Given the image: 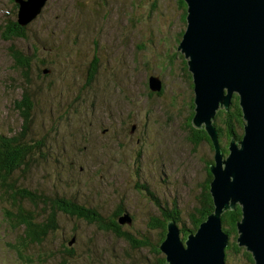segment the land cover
I'll list each match as a JSON object with an SVG mask.
<instances>
[{
  "label": "rangeland",
  "instance_id": "rangeland-1",
  "mask_svg": "<svg viewBox=\"0 0 264 264\" xmlns=\"http://www.w3.org/2000/svg\"><path fill=\"white\" fill-rule=\"evenodd\" d=\"M14 4L13 0H0V30L5 29L7 19L15 17ZM176 7L179 8L177 0L45 1L31 23L27 38L35 42L39 41L36 37L39 35L50 44L47 51L59 59L48 71V77L44 73L45 81L56 79L50 91L61 92L63 87L73 89L69 90L70 100L59 111L55 110L53 95H46L50 105L36 103L32 109L34 121L28 125L26 140L50 143L51 155L48 157L44 150L47 154L44 159L36 153L32 158L35 162L26 172L16 173V181L21 187L37 192L41 199L46 198L48 204L38 201L37 206L30 203L24 206L33 212L48 211L53 197L73 196L75 200L78 198V203L96 208L107 218L121 208L118 204L122 202L132 217L130 225H124V231L134 238L147 236L151 244L158 239L159 229L149 230L148 225L155 221L153 218L165 213L159 209H166L176 202L180 210L179 227H191L189 215L196 205L193 195L201 190L196 180L205 176L201 158H211V153L203 142L193 148L184 123L190 87L181 66L184 56L177 49L179 31L183 27L186 30V25L180 21L183 12ZM94 32L95 40L99 41L98 51L91 52L87 60V52L91 50L87 47ZM10 42L20 48L25 38L23 41L13 38L6 41L0 37V132L6 135L16 133L22 122L21 115L11 107V101L23 92L19 85L23 81L11 67ZM95 55L97 61L93 60ZM168 57L175 59L174 63L168 62L170 66L166 61ZM99 66L102 67L99 76L91 82V87L86 88L81 97L74 98L85 74L94 73ZM149 75L161 79L163 95L157 96L146 89ZM62 97L59 95V100ZM220 108L223 105L220 107L219 103L217 109ZM57 113L60 121H55ZM123 119L128 122V127L126 132L120 131L117 139L111 141L100 131ZM130 123L135 125L133 132ZM72 133L77 138L74 144ZM169 144L177 153L178 158L173 162L178 161V168L165 174L158 168L153 174L140 172L138 175L146 188L135 189L134 182L138 178L134 175L132 160L139 155L140 149H146L140 151L144 160L160 159L161 156L172 160L171 152L166 155L165 147ZM83 145L86 149L81 153L85 158L79 156ZM122 145H125L123 151L120 150ZM53 153H58L60 158L57 160ZM109 171L121 173L110 177ZM154 199L160 202L159 209ZM1 206L0 264H25L12 247L20 230L12 229L6 222ZM57 222L59 227L54 233L42 244H34L28 249L27 254L35 259L32 264H41L35 253H40L43 264H61L63 261L66 264L157 263L156 256L148 248H131L126 240L97 229L94 223L62 212H57ZM231 240L234 238L229 236L228 241ZM69 241L71 245H68ZM66 247L71 252H65ZM61 251L65 257L61 256ZM55 254L57 258L53 260ZM227 263L247 264L245 259L237 258L231 252Z\"/></svg>",
  "mask_w": 264,
  "mask_h": 264
},
{
  "label": "water",
  "instance_id": "water-1",
  "mask_svg": "<svg viewBox=\"0 0 264 264\" xmlns=\"http://www.w3.org/2000/svg\"><path fill=\"white\" fill-rule=\"evenodd\" d=\"M14 1L19 5L18 22L24 24L46 0ZM186 2L188 24L179 49L195 84L193 123L201 126L204 121L215 147L210 167L215 209L195 232H187L185 245L178 223L170 219L159 248L169 264H226L229 235L221 228V214L240 203L237 241L252 252L256 264H264V0ZM150 81L160 90L157 77ZM234 92L240 96L245 134L243 139L231 136L224 157L213 120L218 104L228 109ZM118 221L130 223L131 218L125 213Z\"/></svg>",
  "mask_w": 264,
  "mask_h": 264
},
{
  "label": "trees",
  "instance_id": "trees-1",
  "mask_svg": "<svg viewBox=\"0 0 264 264\" xmlns=\"http://www.w3.org/2000/svg\"><path fill=\"white\" fill-rule=\"evenodd\" d=\"M14 1V0H13ZM103 1V0H102ZM15 8V17L13 19L6 20L5 29L0 30V37L4 40L15 39L25 42L21 45L14 46L10 42L8 49V56L11 61V67L14 72L22 78V83H19L21 91H23L18 98L12 100V107L17 115H21L22 122L20 123V128L16 133L4 134L0 132V204L1 209L5 210V220L8 222L12 229L20 230V234L16 240V243L12 247L17 252L21 262L25 264H32L35 262L31 256L27 254L28 249L34 244H42V242L48 237L49 234L54 233L59 227L57 222V212H62L71 216H75L78 220L82 219L88 223L96 224L97 229L104 230L106 232H111L118 238L126 240L127 244L131 248L141 249L143 247L148 248V251L156 256V264H169L166 260V256L160 250L159 246L161 241L165 237L166 233V224L171 219H174L177 223L179 222L180 210L174 208H166L165 213H163V218H153L155 221L150 222L148 229L151 230L158 228V239L155 242L151 243L148 240L147 236H142V238L132 237L130 233L124 231L122 228L125 224L130 225V223L121 224L118 219L123 216L126 212L118 208L114 211L112 215L107 218H104L100 212L93 207H87L81 203H78L70 196L69 198L65 197H56L50 200L51 207L48 211L45 209L33 212L30 208L24 206L25 203H30L31 205L37 206L38 201L42 202L44 205L48 204V201L41 199L40 195L35 191L27 190L24 187H21L16 178L19 171L26 172L33 162L32 158L38 153L44 159L47 158V154L44 150L50 149V143L48 145L43 140H26L28 135V125L34 121L32 116V109L35 104L40 105H50L46 100V95H53L55 100V110L59 111V108L64 106L67 101H69V90H72V87H63L61 92L53 93L51 85L55 83L56 79L52 78L51 80L45 81V76H49V70H52L53 64L58 63L59 59L56 55H51L47 49L50 47V44L39 35H36L39 41L33 42L32 38L29 41L27 36H29V30L32 21L37 18L38 13L28 22L21 24L18 22V3L14 1ZM178 7L177 10H181L183 14L180 15L181 23L187 26L188 24V3L186 0H177ZM154 6V4H153ZM137 17V21H138ZM186 22V24H185ZM185 26V27H186ZM184 28V27H183ZM179 31L178 38L179 44L183 38L185 29ZM96 32L92 33V42L87 49H91L87 52V60L91 52L98 51L97 44L99 41L95 40ZM165 42H167L164 39ZM19 44V43H18ZM178 44V45H179ZM142 45V44H141ZM179 49V46H178ZM182 53L183 62L181 66L185 73V78L190 87L189 92V107L187 111V116H185V127L188 129L189 140L191 142L199 144L203 142L211 153L210 161L206 164L204 172H206L205 183L201 186V193L198 197V205L194 209V212L190 216L191 227L182 226L181 230L183 232V243L185 245L186 231L195 232L199 224L207 218L215 209V203L213 195L211 192L210 182L214 178V174L210 169L211 165H214L215 159V147L212 141L210 134L208 133L205 124L201 126H196L193 123V117L196 113L195 107V90H194V80L193 75L189 70L188 59L185 54L179 49ZM99 65L102 64L101 56L99 55ZM98 56H94L93 60L97 61ZM167 63H174L175 59L168 57L166 59ZM169 65V63H168ZM170 66V65H169ZM46 68V69H44ZM95 66L93 65V69ZM102 67L99 66L98 69L90 74V79L86 83H83V86L79 88L76 98L81 97L82 93L86 88L91 87V82L99 76V71ZM75 76V75H74ZM157 77L160 81L161 79L156 75H149L147 78L146 89L155 92L157 96L163 95V87L161 81L160 90H154L151 86V79ZM73 78V76H72ZM80 83V82H79ZM30 90H28V86ZM75 86V83H74ZM192 89V90H191ZM76 93V91H75ZM160 93V94H159ZM59 95L63 96L59 100ZM231 105L228 109L220 108L217 109L214 114V124L216 125L219 133V143L222 148L224 157H226L230 152V138L234 135L236 138L243 139L245 134V120L243 118V110L240 104V96L237 92L232 93L230 98ZM57 118L55 121H60V116L57 113ZM33 118V119H32ZM125 120V119H124ZM239 129V132H237ZM73 137V136H72ZM49 157V156H48ZM138 183H134V187H138ZM169 210V211H168ZM243 217V208L240 203H236L234 207L224 210L221 214V228L223 231L227 232L228 235L234 238V240L229 241L228 245L225 247V261L228 258L229 252L235 255L237 258L241 256L245 259L247 264H256L255 259L251 251L247 250L245 246L239 245L237 238L239 236L238 223L242 220ZM72 238V237H71ZM72 243L69 241L68 245ZM65 252H71L69 247L65 248ZM35 256L38 258L41 264L44 263V260L40 259V253H35ZM61 256L65 257L64 251H61ZM57 258L55 254L53 260ZM61 264H66L63 261ZM229 264V263H227ZM238 264V263H233Z\"/></svg>",
  "mask_w": 264,
  "mask_h": 264
},
{
  "label": "flooded vegetation",
  "instance_id": "flooded-vegetation-1",
  "mask_svg": "<svg viewBox=\"0 0 264 264\" xmlns=\"http://www.w3.org/2000/svg\"><path fill=\"white\" fill-rule=\"evenodd\" d=\"M94 69L92 67V70H94ZM91 73H92V71L90 73H86L85 74V77H84L83 81H81L80 83H78V89L80 87H82L83 86V83H86L87 80L88 81L91 80L90 79V74ZM74 98H76V95L74 96ZM11 107H14V105L12 103H11ZM131 125H132V123H130V127H131V130L130 131L133 132L134 129H135V125H132V126ZM116 126H118V127H116ZM159 126L161 127V125H159ZM127 127H128V122L123 119L121 122H118L116 125H114V123H110L108 126H105V127L101 128L100 131L102 132V134L104 136L110 137L111 138V141H112L113 139H117L118 138V136L120 134V131L121 132H126ZM145 127H147V126H145ZM108 130L110 132L109 133H106ZM134 135H135V133H134ZM72 136H73L72 137V144H74V142L76 141L77 138H76V136L73 133H72ZM139 141H140V139L137 138V142H139ZM191 143L193 145V148H195L196 146H199L200 143H202V142H200L199 144L194 143V142H191ZM202 145L203 144H201V148L200 149H202ZM171 146H173V145L172 144H169L165 148H166V155L169 156V153L171 152V155L174 158L172 160L171 159H168V158H165L163 156H161L160 159L149 158V159H145L144 160V158H143V156H144L143 155V152L146 149L144 147H143V149L142 148L140 149V151L143 150V152L140 153V151H139V153H138L139 155L137 157L135 156L134 159L132 160L134 162V167H133V170L135 171L134 172V175L137 176V178H138L137 183L139 185L138 187H134L135 189H139V188L140 189H143V188H146L145 183H143L142 179L138 175V173H140V172L153 174L154 170L156 168H158V169H160V171H161L162 174H165V173H168L169 171H175L178 168V165H179L178 161H174L173 162V160H175L176 158H178L176 156L177 153L175 152V150H173L174 149V146H173V148ZM117 147L119 149V145H117ZM85 149H86V146H84V145L81 146V151H80V154H79L80 157H84V155L81 152H83ZM118 149H117V153H120V150H122V151L125 150V145L120 146V150L119 151H118ZM47 154H48V156L51 155L50 150L47 151ZM53 157H55L57 160L60 158L58 153H53ZM201 161L203 162V165H202L201 170H203V168L205 169L206 164L210 161V158L204 156L203 158H201ZM115 162L116 163H119V161H116V160H115ZM145 163H147V167L145 166ZM109 173H110L109 174L110 177H111V174L114 175V177H117L118 174L121 173V171H116V172L109 171ZM205 177H206V172H205V176H203L202 180H201V177H198L197 178L196 183L198 182L199 189H201V186L205 183ZM198 187L197 188L195 187V189H198ZM200 193H201V190H200L199 193H196V194L193 195V201L196 203V205L193 207V211H194V209L198 205V197H199ZM196 196H198V197L196 198ZM71 198L74 199L73 196ZM75 201L78 202V198ZM154 201H155V205H156L157 209H159L160 208V202H158L156 199H154ZM118 206L121 207L119 209L124 210L123 212H126L125 207H124V205H123L122 202H120L118 204ZM168 208H170V209L171 208L179 209V207H177L176 202L171 203V206L168 207ZM159 210L163 211V210H165V208H161ZM126 214H128V213L126 212ZM159 216L163 218V213H161ZM130 218H132V217H130ZM123 227L124 226H122V228ZM180 231H181V233H183L182 230H181V227H180ZM187 232L188 231H186V235H187Z\"/></svg>",
  "mask_w": 264,
  "mask_h": 264
},
{
  "label": "bare ground",
  "instance_id": "bare-ground-1",
  "mask_svg": "<svg viewBox=\"0 0 264 264\" xmlns=\"http://www.w3.org/2000/svg\"><path fill=\"white\" fill-rule=\"evenodd\" d=\"M190 72L192 73V71L190 70ZM215 155V154H214Z\"/></svg>",
  "mask_w": 264,
  "mask_h": 264
}]
</instances>
